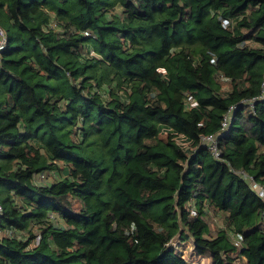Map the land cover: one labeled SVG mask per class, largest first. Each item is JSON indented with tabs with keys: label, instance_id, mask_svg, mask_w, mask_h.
<instances>
[{
	"label": "trees",
	"instance_id": "obj_1",
	"mask_svg": "<svg viewBox=\"0 0 264 264\" xmlns=\"http://www.w3.org/2000/svg\"><path fill=\"white\" fill-rule=\"evenodd\" d=\"M0 26V264H264V0H0Z\"/></svg>",
	"mask_w": 264,
	"mask_h": 264
},
{
	"label": "built area",
	"instance_id": "obj_2",
	"mask_svg": "<svg viewBox=\"0 0 264 264\" xmlns=\"http://www.w3.org/2000/svg\"><path fill=\"white\" fill-rule=\"evenodd\" d=\"M227 24V22H225ZM8 46V36L4 29L0 26V53L6 49ZM264 99V80L262 82V93L259 98L257 99H250V100H245L244 103L247 104L249 107L254 108V105L256 101ZM190 105L193 107L196 105V102L192 99L190 101ZM233 112V108L230 110V113L224 118L223 121V127L222 131L226 132L230 119H231V114ZM204 142L207 144L209 150L213 153L215 157H219V152H218V136L217 135H210L204 138ZM243 177L248 179L251 185V188L255 191V193L260 197V199L264 203V186L255 182L253 177L249 176L246 173H243ZM2 216H3V208L0 205V227H1V221H2ZM263 217H264V212H263ZM40 241V237L36 239V244H38Z\"/></svg>",
	"mask_w": 264,
	"mask_h": 264
},
{
	"label": "rangeland",
	"instance_id": "obj_3",
	"mask_svg": "<svg viewBox=\"0 0 264 264\" xmlns=\"http://www.w3.org/2000/svg\"><path fill=\"white\" fill-rule=\"evenodd\" d=\"M222 226V219L220 217L213 216L212 221L210 222V229L212 230L213 233ZM190 246V244H189ZM187 255L189 256V250L186 252V257ZM195 264H210L211 263V258L208 255H204L203 257H194Z\"/></svg>",
	"mask_w": 264,
	"mask_h": 264
}]
</instances>
